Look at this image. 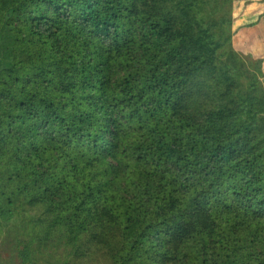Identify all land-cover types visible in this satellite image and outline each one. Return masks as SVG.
<instances>
[{"label": "trees", "instance_id": "1", "mask_svg": "<svg viewBox=\"0 0 264 264\" xmlns=\"http://www.w3.org/2000/svg\"><path fill=\"white\" fill-rule=\"evenodd\" d=\"M209 1L0 0V233L30 236L23 263L63 242L62 264H264V91Z\"/></svg>", "mask_w": 264, "mask_h": 264}, {"label": "rangeland", "instance_id": "2", "mask_svg": "<svg viewBox=\"0 0 264 264\" xmlns=\"http://www.w3.org/2000/svg\"><path fill=\"white\" fill-rule=\"evenodd\" d=\"M215 4H218L217 7L220 8H217L211 14L213 15L212 20L215 27L225 28L226 32L229 31L232 37L231 49L243 61L245 68L257 77L264 91V42L259 43L258 39L259 34L264 36V28H242V24L254 23L257 18L264 16V0H212L209 1L206 11L212 10L209 8L214 9ZM261 24L264 26V19ZM3 63L0 61V66ZM29 237L25 234L24 237L20 236L17 239L13 234L0 233V264H25L19 252L25 246V241H31ZM63 247L64 243H59L60 250L55 254H53V250H43L42 255L44 258H37V263H35L37 244L32 242L29 246L31 253L26 264H62L70 261L68 255L70 253L63 250ZM50 257L52 258L49 259ZM93 258L94 260L89 261L87 259L82 264H110V260L104 252L93 255Z\"/></svg>", "mask_w": 264, "mask_h": 264}, {"label": "crops", "instance_id": "3", "mask_svg": "<svg viewBox=\"0 0 264 264\" xmlns=\"http://www.w3.org/2000/svg\"><path fill=\"white\" fill-rule=\"evenodd\" d=\"M261 14H263V13L261 12ZM263 19H264V16L257 18V21L254 22V23H250V24H242V25H243L242 28H244V29H245V28H264V26L261 24V21H262ZM256 23H257V24H256ZM258 39H259V43L264 42V36H263V35H260V34H259Z\"/></svg>", "mask_w": 264, "mask_h": 264}]
</instances>
